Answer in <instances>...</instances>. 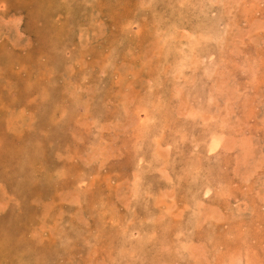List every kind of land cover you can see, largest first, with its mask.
Returning a JSON list of instances; mask_svg holds the SVG:
<instances>
[{
    "label": "rangeland",
    "instance_id": "obj_1",
    "mask_svg": "<svg viewBox=\"0 0 264 264\" xmlns=\"http://www.w3.org/2000/svg\"><path fill=\"white\" fill-rule=\"evenodd\" d=\"M0 264H264V0H0Z\"/></svg>",
    "mask_w": 264,
    "mask_h": 264
}]
</instances>
